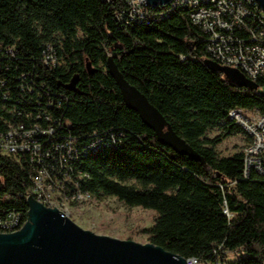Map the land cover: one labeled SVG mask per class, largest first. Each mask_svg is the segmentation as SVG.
I'll use <instances>...</instances> for the list:
<instances>
[{"label": "trees", "instance_id": "16d2710c", "mask_svg": "<svg viewBox=\"0 0 264 264\" xmlns=\"http://www.w3.org/2000/svg\"><path fill=\"white\" fill-rule=\"evenodd\" d=\"M125 4L0 0V44L15 48L14 56L0 52V78L8 79L2 89L10 88L12 97L21 95L13 86L15 75L30 69L39 79L43 103L51 97L60 101L51 111L62 119V131L86 136L123 130L120 143L81 156L77 165L88 176L79 186L94 197L114 195L126 205L154 209V221L140 229L148 241L200 261L224 264L225 255L234 252L237 257L227 264H264V175L244 179L242 151L218 156L215 150L225 136L246 134L228 117L230 108H257L264 114V79L257 78L254 88L208 65L204 33L183 9L148 24H126L115 17ZM46 43L57 51L53 67L41 59ZM109 54L204 163L159 142L126 106L106 67ZM5 103L0 92V131L7 117ZM218 124L221 131L207 136ZM24 158L0 152V215L19 210L22 223L28 207L23 194L30 184Z\"/></svg>", "mask_w": 264, "mask_h": 264}, {"label": "built area", "instance_id": "2783aa9c", "mask_svg": "<svg viewBox=\"0 0 264 264\" xmlns=\"http://www.w3.org/2000/svg\"><path fill=\"white\" fill-rule=\"evenodd\" d=\"M124 1L126 4L116 11L115 17L126 24H148L174 9H183L203 31L204 49L212 60L237 68L252 80L264 79V9L257 0H170L156 5L148 4L147 0ZM157 5L160 8L147 10V7ZM0 52L14 56L15 48L0 44ZM41 59L51 67L58 63L52 43L42 47ZM15 76L13 86L21 95L14 97L10 88L2 89L4 85L8 86V79L0 78L1 97L7 101L4 105L7 110L5 128L0 131V152L17 159L24 155L30 165V184L26 192L66 214L69 203L81 202L90 196L79 186V180L88 176L77 165L81 156L120 143L123 130L111 128L86 136L66 133L62 131V119L51 111L60 106V101L51 97L43 103L38 88L40 82L34 78L32 70H22ZM228 117L240 124L248 135L241 149L242 177L249 178L253 173L264 175V114L257 108L233 107L229 109ZM28 193L23 194L26 199ZM223 211L229 214L226 206ZM22 221L21 211L7 210L0 215V232L16 230ZM185 262L220 264L218 261H200L194 255L185 257Z\"/></svg>", "mask_w": 264, "mask_h": 264}, {"label": "water", "instance_id": "95a60500", "mask_svg": "<svg viewBox=\"0 0 264 264\" xmlns=\"http://www.w3.org/2000/svg\"><path fill=\"white\" fill-rule=\"evenodd\" d=\"M169 1L147 0L153 5ZM257 1L264 9V0ZM206 62L237 82L254 88L258 85L237 68L212 59ZM106 67L126 106L134 109L153 129L159 142L189 159L205 162L145 93L125 78L111 54L106 57ZM26 201L27 217L23 224L16 230L0 232V264H186L184 256L153 242L118 238L83 228L57 207L41 203L30 193Z\"/></svg>", "mask_w": 264, "mask_h": 264}, {"label": "rangeland", "instance_id": "374dc122", "mask_svg": "<svg viewBox=\"0 0 264 264\" xmlns=\"http://www.w3.org/2000/svg\"><path fill=\"white\" fill-rule=\"evenodd\" d=\"M260 89L264 91V85ZM220 131L221 125L218 124L209 128L206 135L213 137ZM247 140L243 132L227 135L216 143V153L218 156H226L240 151ZM66 215L81 227L96 233L146 242L148 241L147 235L140 229L150 225L157 212L151 208L126 205L114 195H105L100 198L90 195L81 202L69 203ZM236 257V253L228 252L222 262L227 264Z\"/></svg>", "mask_w": 264, "mask_h": 264}]
</instances>
